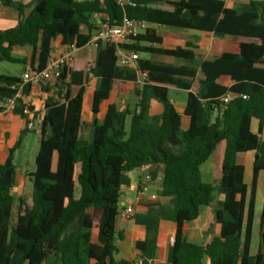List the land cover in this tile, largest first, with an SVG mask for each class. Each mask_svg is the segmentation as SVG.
Wrapping results in <instances>:
<instances>
[{
  "label": "trees",
  "instance_id": "obj_1",
  "mask_svg": "<svg viewBox=\"0 0 264 264\" xmlns=\"http://www.w3.org/2000/svg\"><path fill=\"white\" fill-rule=\"evenodd\" d=\"M131 1L137 6L122 7L116 0H37L17 28L0 31V60L26 66L12 52L31 47L30 71L43 70L58 38L66 47L76 44L78 48L92 39L90 21L96 15L108 25L127 17L218 38L231 36L235 45H226L221 57L203 58L199 78L195 71L139 60L144 86L129 131L125 130L128 112L110 105L103 122L94 123L90 141L81 136L87 80H98L92 107L97 116L117 78L116 49L100 46L86 72L66 68L56 82L62 102L46 106L36 170L31 175L33 194L19 199L14 224L17 146L0 165V264H136L115 260L116 241L123 239L116 236L115 224L122 191L131 184L129 174L148 167L153 180L162 176V197L170 199V205L153 204L145 215L135 217L147 234L145 241L135 244L142 264L156 257L162 220L177 225L168 264H264V208L260 249L251 253L258 176L264 171V142L259 137L264 127V1H253L252 10L241 13L226 8L222 0H178L169 3L172 12L149 8L164 0ZM0 5L20 14L24 8L12 0H0ZM83 25L89 28L84 36ZM143 41L161 44L154 31L147 30L126 48L175 59H200L190 50L140 47ZM19 84L21 79L0 75V95L12 97V88ZM169 88L189 91L187 127L172 104ZM30 91L26 86L24 99ZM229 92L248 99L224 104L222 99ZM150 100L162 106L161 125L155 131L149 123ZM203 102L207 103L205 111ZM213 108H219L221 115L210 122L206 113ZM253 118L260 121L258 134L250 129ZM220 143L225 144L221 179L213 186L204 183L201 167ZM249 152H255V160L252 183L247 186L244 172ZM216 191L223 196L215 212L220 234L209 244L195 245L187 240L184 225L199 218ZM92 230L98 231L96 243L91 241Z\"/></svg>",
  "mask_w": 264,
  "mask_h": 264
},
{
  "label": "crops",
  "instance_id": "obj_2",
  "mask_svg": "<svg viewBox=\"0 0 264 264\" xmlns=\"http://www.w3.org/2000/svg\"><path fill=\"white\" fill-rule=\"evenodd\" d=\"M24 6L22 13L11 7H5L0 5V31H9L17 28L22 20L32 11L34 3L37 0H12ZM79 3L92 2L94 0H76ZM225 3V7L228 9L236 10L238 13L244 11H251V4L253 1L264 0H222ZM178 0H164L162 2L154 3L149 6L151 9H157L161 11L172 12L173 8L169 3H175ZM145 22V21H143ZM148 25V30H153L155 35L161 39V44L152 45L148 42H140V47L163 48L166 50H190L198 58L194 61L175 59L173 57L162 56L158 54H146L140 53V60H148L156 65L171 66L178 69H184L189 71H195L198 74V78L201 68V61L206 57H221L223 49L226 45H235V39L231 36H225L218 38L210 33H204L195 30H187L178 27H170L160 25L156 23L145 22ZM102 22L99 16H94L90 21V29L92 30V36L94 37ZM89 28L85 25L81 27V34L87 35ZM145 34V33H144ZM143 34V35H144ZM92 37V38H93ZM92 40V39H91ZM90 40V41H91ZM89 41V42H90ZM89 42L79 48L76 55L74 66L71 68L76 71L86 72L89 66L95 61L97 52H94L89 47ZM230 47V46H229ZM66 46L62 43V38H58L53 43V53L61 55L65 52ZM34 55V50L31 47H18L12 52V56L19 60H25L27 65H23V69L18 76L11 74L0 75L22 78L25 72L30 71L31 60ZM0 63L2 61L0 60ZM2 65V64H0ZM117 78L114 81V87L111 92L109 100L105 101L100 113L95 116L93 107V95L98 87V80L94 77H89L86 85V93L83 104V129L81 136L86 141L91 140L92 132L94 129V123H102L110 105H116L120 112L127 111L126 117V132L129 131L131 123V115L135 113L136 108L140 101L139 93L141 92L144 82L139 75V65L130 69L118 68ZM189 91L169 88V96L178 114L183 118L184 127H187L188 120L185 117V111L187 107V97ZM7 98L0 95V101H6ZM25 101L30 105L31 110L34 112L33 116H27L23 114L24 106L21 101L18 102L15 111H3L0 113V165H4L9 157L10 151L17 146L15 152V164H16V186L12 193L16 199H22L25 195L33 194V185L31 182V175L36 170L31 167L30 163L26 162L27 146L30 145L33 151V160L35 164L36 156L40 148V139L34 140L30 137L31 134H35L40 137L44 117L46 115V106L52 102H62L59 98V90L56 88V82L44 88H32L30 94ZM207 103L203 102V110L205 111ZM149 123L153 131L157 130L161 125L162 106L156 100H150L149 102ZM207 119L210 122H214L217 117H220L221 110L219 108H213L206 113ZM34 122L35 128H30V124ZM260 121L256 118L251 120V132L258 134ZM260 140L264 142V127ZM19 144V146H18ZM225 144L220 143L216 151L210 156L208 161L201 167V174L204 183L213 186H218L217 181L221 179V164L224 155ZM255 160V152H249L245 156V172L244 183L250 186L252 183L253 166ZM150 168L143 170H136L131 173L137 172L135 179L129 174L131 184L129 187H125L122 191V198L119 206L118 218L115 224L116 236H123V239H117L116 247L118 249L115 255L116 261H133L136 264L141 262V253L135 248L137 242H143L146 240V228L136 223L135 217L137 215H145L148 211V207L153 204L170 205V199L159 196L158 201H152L151 195L161 192L162 176L159 175L156 180L148 183L149 187H155L156 190L150 194H139L138 186L140 182L144 181V178L149 174ZM258 189L256 195V204L259 197L262 199L264 208V171H261L258 176ZM218 192V191H216ZM77 195L80 191L77 187ZM219 198L210 206L202 207L200 210L199 218L184 225V234L187 240L195 245L209 244L214 238L220 234V226L215 223V212L218 209L219 202L223 199V196L218 192ZM16 205V203H15ZM128 206L134 208V216L131 218H123L120 216ZM15 208V206H14ZM256 211V207H255ZM17 219V217H16ZM16 222V221H15ZM14 222V223H15ZM255 222V221H254ZM12 223V224H14ZM254 228V227H253ZM177 225L174 222L162 220L159 224V237L158 248L155 259L150 264H168V256L170 248L173 243L171 239L174 238ZM98 240V231H91V241L96 243ZM252 246V244H251ZM257 254V253H256ZM91 264H94L91 262Z\"/></svg>",
  "mask_w": 264,
  "mask_h": 264
},
{
  "label": "built area",
  "instance_id": "obj_3",
  "mask_svg": "<svg viewBox=\"0 0 264 264\" xmlns=\"http://www.w3.org/2000/svg\"><path fill=\"white\" fill-rule=\"evenodd\" d=\"M102 2L104 0H101ZM122 7H136V3L131 0H116ZM148 30V25L143 21L129 19L124 17L123 21L116 25H108L102 23L99 27L97 34L89 42V47L94 51L98 52L100 46H110L116 49L117 66L123 69H130L135 67L140 60V53L134 49H127L128 45L135 43L137 38L143 35ZM79 48L76 44L66 47V50L61 55L51 54L47 61V64L43 70L28 71L22 75L21 84L12 89L15 90V95L8 98L5 102L0 101V108L4 111L13 112L16 110L18 102L22 101L24 110L23 114L27 116H33V111L30 105L25 101L23 97L24 89L26 86L30 88H44L52 83L57 82L63 71L68 68L71 69L76 60V55ZM242 98L247 100V96H240L233 93H227L222 99L224 104H229L232 101ZM35 128V123L32 122L29 126ZM150 174H147L143 182H140L138 186L139 194L143 195L150 191L148 183L153 182ZM159 195L154 193L151 195L152 201H158ZM123 218H131L134 216V208L128 206L125 211L120 214ZM171 243H174V238L171 239ZM142 264V263H140Z\"/></svg>",
  "mask_w": 264,
  "mask_h": 264
},
{
  "label": "rangeland",
  "instance_id": "obj_4",
  "mask_svg": "<svg viewBox=\"0 0 264 264\" xmlns=\"http://www.w3.org/2000/svg\"><path fill=\"white\" fill-rule=\"evenodd\" d=\"M0 64H2L0 65V73H3V74H11L14 76H18L23 69L22 64H12L8 62H2ZM30 137L34 140L40 139V137L36 136L35 134H31ZM26 159H27L26 162L30 163L31 167L35 169V164L33 160V151L30 145L27 146ZM136 176H137V172L131 173V177L133 179H135ZM219 181L220 180L217 181V184H219ZM155 190H156L155 187H150V193L154 192ZM150 193H147V194H150ZM30 197L31 195L28 194V195H25L23 198L29 199ZM218 198H219L218 192H214V194L212 195L213 204L216 202ZM19 210H20L19 198L16 197V205H15L13 216H12V223L16 221V217L19 214ZM262 210H263L262 199L259 197L257 204H256V211H255V222H254L252 246H251L252 255H255L260 249L259 231H260V217H261Z\"/></svg>",
  "mask_w": 264,
  "mask_h": 264
},
{
  "label": "water",
  "instance_id": "obj_5",
  "mask_svg": "<svg viewBox=\"0 0 264 264\" xmlns=\"http://www.w3.org/2000/svg\"><path fill=\"white\" fill-rule=\"evenodd\" d=\"M22 21H23V20H22ZM159 196H160V197H162V196H163V193H162V192H160V193H159Z\"/></svg>",
  "mask_w": 264,
  "mask_h": 264
}]
</instances>
